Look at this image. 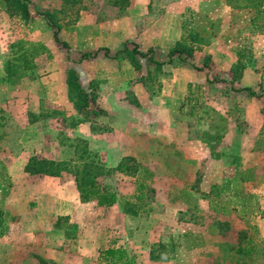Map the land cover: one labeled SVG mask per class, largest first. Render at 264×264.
Masks as SVG:
<instances>
[{
    "label": "rangeland",
    "instance_id": "1",
    "mask_svg": "<svg viewBox=\"0 0 264 264\" xmlns=\"http://www.w3.org/2000/svg\"><path fill=\"white\" fill-rule=\"evenodd\" d=\"M147 1L26 0L28 16H25L13 3L0 0V109L6 117L4 125L0 127V134L3 133L0 137V255L5 264H41L39 258L46 260L45 264H87L85 259L92 260L90 264H107L100 259L99 251L110 246L126 251L130 258L127 264H264V191L256 194L257 190L253 189L258 182L264 185V174L259 175L257 172L258 176H253V171V182L246 184L243 187L245 189L239 192L244 201L248 198L247 207L241 213L243 222L229 226V222L213 212L212 200L206 199L202 203L201 198L191 199L184 194L187 188L198 186V178L191 177L189 161L196 156L194 153L200 155L196 150L192 151L186 142L187 134L181 128L185 124L179 125L177 139H173L168 132L157 138L156 143L153 136H141L143 155L140 158L127 155L121 159L127 165L126 172H120L117 166L109 172L101 161V154L89 149L81 139H68L64 142L76 147L75 159L78 165L87 163L101 167L93 176L94 182L102 186L101 176L113 173L114 182L108 189H114L113 192L120 196L116 206L111 209H98L97 204H94L96 200L82 202L80 197L68 191L64 196L53 198L48 195L49 192L42 191V187H50L51 182L22 172L19 161L28 156V144L23 134L10 135L6 132L9 127L7 115L14 116V119L18 117V125L24 127L27 111L34 113L35 117L37 114H57V108L49 105L45 98L35 99L32 96L36 90L41 94V90L49 84L43 79L48 77L46 79L54 80V84L59 81L60 85L66 82L68 70L81 62L75 58L78 53L82 50L94 53L106 49L108 43H113V31L121 29L117 21L121 17L126 18L124 25L126 30L131 31V35L145 33L151 37L157 27V6H147ZM252 13L251 10H244L238 15L224 12L218 5L213 15L194 13L190 28L205 25L210 17L215 25L213 29L218 30L217 21L221 19L218 15H227L229 22L239 20L241 30L264 32V14L253 25ZM249 15L250 22L247 21ZM47 18L58 25V36L68 43L69 48L56 44L54 28L48 24ZM125 44L129 49L134 45L139 46L133 41ZM145 48H148L147 45ZM108 54L109 51L105 53L106 56ZM144 54L147 55L135 56L141 62L140 69H136L129 58V68L128 64L125 68L122 65L130 84L119 85V88L122 92L124 87L129 97L134 95L133 87L137 82L143 85L138 86L137 90L142 95L146 93L151 96L163 90L167 92V85L162 80L163 70L149 65L151 49ZM126 55H130L129 51L121 52L113 58L121 60ZM87 59L93 61V57ZM174 62L179 65L184 63L178 56ZM93 67L101 72L99 78H93L90 82L91 90L88 91L95 96V101L79 110L85 116H104L106 112L97 105L96 97L103 94L102 97L107 98L112 91L108 84L110 78L101 76L111 68V62L99 60ZM180 88V85L176 86V89ZM103 126L95 124L93 128L102 129ZM206 131L207 134L203 136L207 146L213 149L209 156H223L225 153H221L215 146L218 144L213 139L215 131L210 127ZM259 141L264 144V135L260 136ZM246 152L237 150L234 154L244 157L247 156ZM248 156L263 162L253 168L255 171L263 169L264 173V151L254 154L252 150ZM32 157L41 159L39 153ZM2 158H13L15 164L9 167ZM71 164L64 162L62 167L73 171ZM82 169L78 170L80 176L85 174ZM250 192L252 196L246 197V193ZM210 194L217 197L213 200L217 201L216 204L220 203L222 209L232 205L236 210L241 207L239 199L227 197L225 188L215 187ZM56 203L65 204L71 209L70 212H47L50 205ZM251 214L260 217L259 222L256 220L255 224ZM191 221L200 224L207 222L210 225L211 230L204 231L210 240L208 253L192 254L189 250L193 233L200 235L198 240L203 238L200 229L193 232L192 236L186 234L192 232L186 225ZM79 240L83 241L82 246H78ZM239 249L242 251L239 252ZM150 253L156 259H152Z\"/></svg>",
    "mask_w": 264,
    "mask_h": 264
},
{
    "label": "crops",
    "instance_id": "2",
    "mask_svg": "<svg viewBox=\"0 0 264 264\" xmlns=\"http://www.w3.org/2000/svg\"><path fill=\"white\" fill-rule=\"evenodd\" d=\"M147 2V6L149 4L157 6V27L151 37L145 33L139 36L137 33L131 35V31L126 30L124 25L126 18L121 17L117 19L121 29L113 31V43H108L106 49L98 50L92 62L87 58H81L82 53L91 52L88 50H82L78 53V57H75L81 62L74 64L73 69L82 88L87 91L91 90L90 82L93 78H99L101 74L100 70L93 69V64L97 65L99 60L111 62V68L105 70L104 75L101 76L110 78L108 84L112 91L107 98L102 97L103 94L96 97L97 105L106 112L104 116L96 114L85 116L69 98L66 82L63 81L60 85V82L56 81L54 84V80L46 79L48 78L46 77L43 80L49 84L41 90V94L36 90L32 96L35 99L45 98L49 105L57 108V114L41 116L37 114L35 117L34 113L27 111L24 127L18 125V117L14 119V116L7 115L9 127L6 132L10 135L23 134L29 150L28 156L19 161V165L22 166V172L26 175L38 176L52 183L50 187H42V191L49 192L48 195L53 198L64 196L67 191L73 192L75 197H80L73 171L64 169L58 175L29 173L25 171L29 159L39 153L41 158L60 164L69 162L75 165L76 147L64 142L74 138L83 139L89 149L101 154L104 166L107 170H111L124 156L132 155L140 158L143 155L141 136L146 134L153 136L156 143L157 138H161L168 132L173 139H177L179 125L185 124L181 128H184L187 134L186 142L192 151L196 150L200 155L197 156L194 153L196 156L189 161L191 177L198 178V186L187 188L184 194L191 199L201 198L202 203L206 199L212 200L213 212L233 227V223L243 222L241 213L248 204V198L244 201L239 192L245 189L243 187L246 184L253 182L251 178L256 176L257 172L259 175L264 174L263 169L255 171L253 168L258 164L262 165L263 162L260 163L248 156L252 150L254 154L264 151V144L259 141L260 136L264 135V32L241 30L239 20L229 22L227 15H218L221 18L217 21L218 30L213 29L215 25L212 24L210 17L205 25L195 27L196 29L190 28L192 27L191 16L194 13L210 16L218 5L224 12L230 11L237 15L243 13L244 10L227 6L225 0H148ZM183 39L193 47L192 54L180 55L185 59L183 64L174 62L178 54L172 57L174 60L172 63L169 62L170 49ZM130 41L137 43L138 49L143 53L151 49L149 56L162 62L157 68L164 72L162 80L167 85V92L163 90L151 96L146 93L142 95L137 91L138 86H143L139 82L133 87L135 92L133 96L129 97L124 87L120 92L119 85L129 86L130 84L129 77L124 74V68L127 64L129 68L130 63L127 61V56H123L121 60L113 56L120 55L118 51L123 48L124 43ZM106 50L109 51L107 56ZM138 62L141 66V62ZM148 62L150 66L155 65L150 60ZM177 85L181 88L176 89ZM250 91H253L255 95H252ZM37 110L40 112V109ZM73 118H75L74 121H72ZM95 124L104 126L102 129L95 130L93 128ZM208 127L215 131L213 139L218 142L215 146L226 155L209 156L210 150L213 152V149L207 146L203 136L207 134ZM237 150L248 151L245 153L247 156H236L234 153ZM2 160L9 167L15 164L13 158H2ZM72 164L70 166L74 167ZM101 182L102 186L107 188L111 186L110 184L114 182L113 173L102 175ZM215 187L225 188L227 197L239 199L238 202H242L241 207L236 210L232 205L222 209L220 203L216 204L217 201L213 200L217 197L210 194ZM263 187V183L258 182L253 189L257 190L256 194H258L264 191ZM116 195L117 198L120 196L119 193ZM251 196V192L246 193V197ZM114 205L116 206L113 204L109 207L98 205L97 207L105 210L113 208ZM186 208H189L188 204ZM69 210L71 209H68L65 204L56 203L50 205L47 212L57 211L60 214H68ZM251 217L254 218L255 224L260 220V217L252 214ZM186 225L188 230H192L186 234L192 236L193 232L200 229L203 235V238L198 240L200 235L193 233V242L188 246L192 254L208 253L210 240L206 238L207 232L204 231L211 230L210 225L207 222L200 224L195 221ZM82 242L79 240L78 246H82ZM91 261L85 259L87 264ZM0 264H5L1 255Z\"/></svg>",
    "mask_w": 264,
    "mask_h": 264
},
{
    "label": "trees",
    "instance_id": "3",
    "mask_svg": "<svg viewBox=\"0 0 264 264\" xmlns=\"http://www.w3.org/2000/svg\"><path fill=\"white\" fill-rule=\"evenodd\" d=\"M7 1L17 6L21 14L28 16L26 0H7ZM225 2L226 5L232 9L251 10L253 12L252 15H254V17L252 16V20H251L253 25H255L257 21L261 18V15L264 14L263 0H225ZM47 22L51 27L54 28L53 37L56 44L63 48H69L68 43L66 41L61 40L58 36V32H59L58 25L54 21L48 18H47ZM128 51L131 56L126 55L127 58H129L130 62L133 64V66L136 69H140L141 66L139 65V62L135 56L137 54L139 55H147V54H144L142 51H140L137 45H134L132 49H129L126 44L121 50L118 51V53L121 52L126 53ZM192 51H193V47L188 45L187 42L183 39L177 42L176 45L170 49L169 62L173 61L172 57L175 54H178V58L181 61H185V59L181 58L180 55L186 54V56H190L192 54ZM107 52L108 51L106 50L105 53ZM96 54L97 51L94 53L84 52L81 54V58L85 59L88 57H95ZM149 60L155 63L156 67L162 64V62H158L152 56H149ZM66 84H67L69 98L75 103L78 109L85 108L89 105L90 102L95 101V96L92 95V93L90 94L87 90L82 88L81 84L78 81V76L73 68H70L67 72ZM250 93L252 95H255L253 91H250ZM5 120L6 117L3 114V110L0 109V127L4 125ZM2 134L3 133L0 134V137L2 136ZM80 141L85 142L82 139ZM62 165L63 163L62 164L56 163L54 161H50L45 158L36 159L32 157L29 159L28 163L26 164L25 171L29 173H44L49 175H58L61 170L65 169V167H62ZM80 168H83L82 170H85L84 175L80 176L79 174L80 172L78 171ZM73 169H74L73 173L76 176V187L79 191L80 200L82 202L96 200L98 206L109 207L118 201L116 193L109 190L107 187H103L93 181V176L99 172V169L101 170V167L98 166L96 167L87 163L81 166L78 165V163H76ZM117 169L120 172H126L127 165H125V163H122L120 161L117 165ZM95 170L97 171L95 172ZM111 171H113V169H111ZM241 251L242 249H239V252ZM99 257L107 264H127L130 262L129 255L126 254V251L124 249L118 247L116 248L112 246L100 250ZM150 257L152 259H156L155 256L152 255V253H150ZM39 261L41 262V264H45L46 262V260H44L43 258H39Z\"/></svg>",
    "mask_w": 264,
    "mask_h": 264
}]
</instances>
